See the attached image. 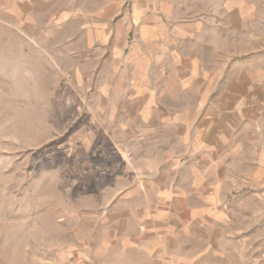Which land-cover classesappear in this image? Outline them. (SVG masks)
I'll return each mask as SVG.
<instances>
[{"label":"rangeland","instance_id":"1","mask_svg":"<svg viewBox=\"0 0 264 264\" xmlns=\"http://www.w3.org/2000/svg\"><path fill=\"white\" fill-rule=\"evenodd\" d=\"M133 2L0 0V264H264V0H165L162 46Z\"/></svg>","mask_w":264,"mask_h":264},{"label":"crops","instance_id":"2","mask_svg":"<svg viewBox=\"0 0 264 264\" xmlns=\"http://www.w3.org/2000/svg\"><path fill=\"white\" fill-rule=\"evenodd\" d=\"M171 6L175 5L177 0H168ZM165 0H134L132 9L133 11V20L128 21L126 28L128 30H138L143 31L142 40L141 41H133L131 45L133 46H162L163 44L169 41L167 30L169 26L166 21H164L165 17L162 16V12L160 9L164 8ZM218 119H206L204 120V125H207L209 129L205 130L206 133L200 132V142L197 145L199 149L202 151L206 149V153L208 154L209 158L213 156V159L218 160L216 157L218 155H214L213 152L217 153V150H221L225 148V144L220 140V133L225 132L226 129H219ZM225 122V120H222ZM202 148V149H201ZM196 150V148H195ZM208 150V151H207ZM213 151V152H212ZM205 159V157H203ZM205 163V161H204ZM200 161L199 164H204ZM210 160H208L207 164L209 165ZM216 168V165H214ZM213 169V168H212ZM212 169L207 168V172L203 171V173H197V177L193 180L195 181H203L205 178L209 181H216L221 180V177L216 178V174L219 173H212ZM205 172V173H204ZM214 176V177H212ZM215 189V186H209L208 189ZM209 197V199H212ZM215 204V202H212ZM209 204L211 202L209 201ZM175 220L169 219L168 217L160 218L155 215H151L150 218L142 220V227L140 226V236L138 239L135 240V243L138 244L140 242V246H137V252L141 255L142 253H148L149 251H153L154 247L150 237L155 241L157 248L155 247L154 251L159 252L163 256V260H167L166 254L168 253V242L170 239V235L168 231H172V222ZM143 241L148 242L145 246ZM153 247V248H152ZM171 246L170 248H172ZM152 248V249H151ZM149 252V253H150ZM146 260V261H145ZM143 260L140 264H167L166 262H155L149 261L148 259ZM148 260V261H147Z\"/></svg>","mask_w":264,"mask_h":264}]
</instances>
